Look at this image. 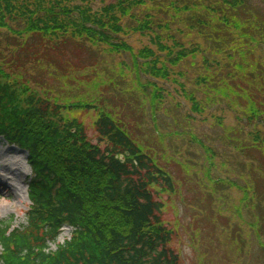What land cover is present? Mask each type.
I'll use <instances>...</instances> for the list:
<instances>
[{
    "label": "trees",
    "instance_id": "16d2710c",
    "mask_svg": "<svg viewBox=\"0 0 264 264\" xmlns=\"http://www.w3.org/2000/svg\"><path fill=\"white\" fill-rule=\"evenodd\" d=\"M75 1L0 0V138L26 151L32 170L25 223L15 226L14 217L0 220V264H181L172 247L176 234L163 219L166 203L160 198L175 192L171 174L107 113L100 112L93 122L97 136L93 143L80 117L94 106L62 103L51 88L27 73L33 67L41 72H53L54 65L61 68L57 61L64 56L57 46L62 52L72 45L71 54L86 56L93 46L102 45L109 54L129 56L138 76L165 82L178 67V75L187 76L199 55L204 70L194 76L191 87L206 99L219 97L234 108V99L240 101L239 110L248 121L264 124V109L245 92L257 85L264 93V64L259 58L264 42L250 39L251 15L260 17V11L250 13L249 0H116L100 12H92L85 0H80L81 6ZM158 1L167 3L159 14L167 11L169 19L145 13L139 20L133 13ZM126 22L135 27L130 29ZM175 22L174 30L194 41L193 47L171 34L169 25ZM19 23L23 28H14V35L26 36L18 52L29 51L32 61L24 65L1 48V42L11 44L1 36L3 31ZM130 32L147 35L157 51L148 47L134 51L122 38ZM201 38L204 42L196 43ZM148 90L153 105L163 102L161 88L154 85ZM190 93L184 96L198 112L200 103ZM231 131L235 133L231 138L221 137L237 153L246 154L251 167L257 161L253 155L264 150V131L254 135L242 128ZM244 137L247 140L242 141ZM245 161L240 160L242 170L248 167ZM258 180L247 184L258 189L262 185ZM66 226L72 230L70 237L60 243Z\"/></svg>",
    "mask_w": 264,
    "mask_h": 264
},
{
    "label": "rangeland",
    "instance_id": "374dc122",
    "mask_svg": "<svg viewBox=\"0 0 264 264\" xmlns=\"http://www.w3.org/2000/svg\"><path fill=\"white\" fill-rule=\"evenodd\" d=\"M115 2L85 0L84 5L92 12H100L103 7ZM163 3H148L133 13L139 20L145 13L167 20L170 16L167 11L161 10L159 14L161 7L165 9ZM73 4L81 6L82 3L77 0ZM248 4L250 13L260 11L261 14L257 18L251 15L250 23L254 28L250 39L264 42V1L249 0ZM126 25L130 29L135 27L134 22H126ZM11 27L12 30L1 34L11 44L1 42V48L15 63L24 65L31 61L30 52L22 51L21 54L18 48L24 45L26 35H14L17 33L13 32L14 28L22 30L23 25L11 24ZM169 27L171 34L176 35L180 42L188 47L195 45L189 37L174 30L176 22ZM182 29L186 31L184 27ZM122 38L136 52L145 47L157 51L147 35L130 32ZM166 42L172 44L171 40ZM202 42L201 38L196 43ZM72 47L67 45L60 52L57 46L59 55L64 56L63 59L58 57L57 62H62L61 68L54 65L53 72H41L40 68L33 67L27 75L45 88H51L62 103L94 106L80 117L93 143H97L93 122L100 112L107 113L128 129L132 139L158 166L171 174L175 192L160 198L166 203L163 219L176 234L172 247L180 254L181 264H264V182L260 180L264 179V150H259L258 155L251 153L257 161L250 167L246 154L237 153L238 149L229 146L228 141L221 137L226 135L231 138L235 134L231 130L241 128L246 134H258L264 131V124L248 121L239 110L240 101L234 99V108L222 103L219 97L206 99L199 90L191 87L194 76L204 70L199 55L194 61V69H189L187 76L185 73L178 75V67L171 81L165 82L150 75L138 76L139 72L133 70L129 56L109 54L102 49V45L93 46L86 56L85 52L71 54L69 49ZM259 58L264 64L263 53ZM65 66L68 67L65 69ZM216 70L220 71L219 68ZM255 81L258 83V80ZM211 82L210 79L206 83ZM154 85L161 88L164 95L163 102L156 105H153L148 90ZM260 89L254 85L252 90L245 92L254 98V105L264 109V93H260ZM185 93L195 96L200 103V111L191 109V102L185 98ZM245 140V137L242 138V141ZM240 160H246V170H242ZM31 174L27 152L0 138V220L14 217L15 226L25 223ZM256 179L262 184L258 189L255 184V188L247 184H253ZM247 186L250 190L245 188ZM71 231V228L64 227L58 242L68 239ZM51 249H55V244H51Z\"/></svg>",
    "mask_w": 264,
    "mask_h": 264
},
{
    "label": "water",
    "instance_id": "95a60500",
    "mask_svg": "<svg viewBox=\"0 0 264 264\" xmlns=\"http://www.w3.org/2000/svg\"><path fill=\"white\" fill-rule=\"evenodd\" d=\"M126 155H128V153H126ZM122 157V156H121Z\"/></svg>",
    "mask_w": 264,
    "mask_h": 264
}]
</instances>
